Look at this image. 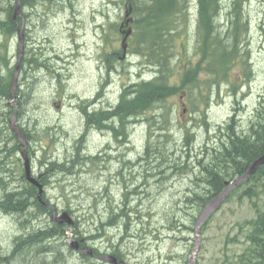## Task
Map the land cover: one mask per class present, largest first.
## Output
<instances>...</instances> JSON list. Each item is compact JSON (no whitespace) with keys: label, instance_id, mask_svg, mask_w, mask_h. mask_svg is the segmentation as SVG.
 <instances>
[{"label":"rangeland","instance_id":"1","mask_svg":"<svg viewBox=\"0 0 264 264\" xmlns=\"http://www.w3.org/2000/svg\"><path fill=\"white\" fill-rule=\"evenodd\" d=\"M15 1L12 0L13 3ZM196 4L197 0H189L187 20L178 24L179 34L176 36L174 46L176 55L171 57L176 72L183 71L187 67L188 56L193 61L199 57L195 52ZM230 4L231 0L222 1L224 7H229ZM23 14H28L23 16L28 26L26 27L28 49L36 55L39 53L44 65L37 66L34 61L29 62L30 52L28 56L24 50L22 58L25 65L21 69L20 80L26 81L27 84H21L24 89L18 93L19 97H15L13 103H9L11 98H0L1 116L9 109L11 115L15 109L14 105L18 103L17 100L22 102L19 108L21 114L16 122L23 129L29 125L34 129L29 131L28 134L31 136L28 139L37 166L40 165V160L63 163V159L67 157L72 159L76 156L79 146H81L79 150L81 156L89 152L99 155L100 151L108 146V141L113 143L115 136L112 132L93 130L90 131V135L85 134L89 136L85 139L83 133L87 130V126L82 108L86 106L85 108L89 109V107L83 102L93 100L100 90V84L109 76L106 71L109 66L106 55L111 54L114 48L119 49L118 44H123L124 34L128 31L131 37L133 34L135 36V33L132 34L134 30L137 31L133 7L123 0H34L31 4L27 3ZM244 14L248 20L249 31L241 48L248 51L246 57L249 69L243 70L242 64H235L229 79L221 80L219 84L214 83L210 89L205 84L209 76L200 74L201 92L208 93L205 94L206 97L209 95L205 103L202 100L197 102L194 96L187 93L183 94L182 98L166 100V111L173 107L176 112V117L172 121V137L166 140V155L173 154L174 157L183 155L184 159L191 161L190 164L197 163L200 159L198 157H202L201 150L205 143L213 145L220 143L217 136L219 126L224 127L231 116H234L238 130H249L250 123L256 116L259 101L264 98V0H246ZM178 16L179 13L176 17ZM223 22H226L225 15ZM113 23H120L117 27V32L120 31L119 38L118 41L115 39V43L114 31L112 28L109 29V24ZM131 37L127 38L126 42L129 43ZM13 40L10 55L14 58L11 59V66L15 65L19 51L17 38ZM4 41L5 37L0 30V46ZM128 43L129 49L131 46ZM32 57L35 55L31 54ZM116 59L121 60L120 71L115 69V74L111 75L113 84L106 86L104 91L108 94L106 97L110 95L115 102H118L124 83L136 82L140 76L147 78L154 76L157 66L151 58L142 56L138 51L119 54ZM127 59L133 62L131 66L124 64ZM0 71L6 73L1 61ZM175 77L177 78V73ZM233 86L236 91L233 90ZM196 93L197 89L194 91V94ZM104 99L103 97L101 100ZM193 100L197 102L198 107L192 111ZM55 101L61 102L60 108L55 107ZM98 107L100 106L97 105L95 108ZM93 108L90 107V111H93ZM150 113L147 112V115ZM203 119L209 123L208 129L203 125ZM147 124V122H139L136 127L129 129V138L133 146L130 150L133 152L129 155L133 158L139 153L143 154L148 139ZM0 126L4 128L3 123ZM186 126L194 128L190 144L186 143L184 133ZM3 133L6 134L5 129ZM109 137H112L113 141H107ZM162 141H160L161 146L165 145ZM120 151L121 149L117 150ZM18 156L20 157V151ZM103 160L106 164H101ZM103 160H88L85 164L87 171L82 173L67 171H80L81 166L77 168L72 167L71 164L67 168L61 167L62 170H53L57 165L41 168L47 177L56 172L54 184L48 191L52 203H55L60 211L69 207L73 217L79 219L77 228L81 233L75 232L76 228L72 226L73 235L81 234L91 246H97L104 251L103 253L109 252L111 244L119 246L127 253L130 264H188L194 245V230L191 227L195 214L187 215V210L193 207L186 204L184 197L187 182L191 180L186 175H174V170L167 171L166 176L162 173L160 179H166V182L163 181L160 185L140 175L122 176L119 179L121 183L113 189V197L110 200L101 199L97 193V190L103 191L100 182L105 183L104 178L110 179V176L97 175L100 164L107 169L106 173L116 171L115 167L119 165L118 161L108 164L107 159ZM21 162L15 160L10 166L12 170H17L18 174L21 173ZM197 174L198 176L194 174L195 179L202 176L200 171ZM192 183V189H195L196 181ZM136 185L140 190H150L152 194H156L161 188L162 197L145 198L143 204L139 206L141 211L154 214L153 217L145 218L155 224L152 228L156 233L153 238L150 233L148 238L132 237V233L139 232L140 226H137L136 214L131 213L132 222L128 234L125 232L124 221H120L118 225L107 227L106 233L102 236L89 239L91 235L97 236L101 233V221L109 213L108 205H119L122 206L121 208L124 206L125 209H130L129 202L125 204L124 193ZM134 190L135 188H132L131 192ZM260 196L257 201L264 207V198ZM137 200L138 198L136 201L133 200L132 204L136 205ZM172 215L180 218L178 219L180 227L169 231L168 225ZM254 215V208L249 198H239L235 194L226 201L202 230L201 245L193 264H247L241 258L247 245L245 236L250 230V226L245 222ZM42 219L43 224L47 221L53 223L48 214L42 216ZM162 221L166 223L164 230ZM151 227L152 224L149 229ZM69 235L66 232L61 238H55V247L61 248L64 255L61 264H90L89 258L83 259L73 253L68 245ZM122 236L124 239H121ZM44 256L42 253V264L46 263Z\"/></svg>","mask_w":264,"mask_h":264},{"label":"trees","instance_id":"2","mask_svg":"<svg viewBox=\"0 0 264 264\" xmlns=\"http://www.w3.org/2000/svg\"><path fill=\"white\" fill-rule=\"evenodd\" d=\"M123 1L133 7L134 14L136 15L134 22L137 25V31H133L135 36L133 34L129 42V45H131L129 51H138L142 56L151 58L157 66V69L154 70V74H156L150 78L141 77L136 83L129 84L128 87L123 85L119 102L112 110L93 108V111H90L85 109L86 106H83L82 112L85 113L86 124L90 127H100L105 119L113 117L115 119V116L119 117L123 129L127 117L133 118L137 122H147L149 129L148 139L143 150L145 156L139 157L140 159L145 158L144 167L150 168L151 172H153L157 164L162 165L166 163L168 167L177 168L180 166L179 168L184 169L183 165H181L186 160L183 155H178L177 157H174L173 154L170 156L169 154L166 155V140L172 137V121L176 117L173 107L166 111V100L175 97L181 98L183 94L187 93L194 96V100L196 98L197 102L198 100H202L205 103L208 101L209 95L206 97L205 94L208 93L204 94L201 92L200 74L209 76L205 84L210 89L214 83L219 84L221 80H228L235 64H242L243 70L249 69L246 57L248 51L241 48L249 31L248 20L244 14V3L246 0H231V11L227 12L225 23H221V12L225 11L222 7L223 0H197V47L195 52L199 57L196 61H193L188 56L187 67L183 71L177 72L173 68V59L171 60V57L174 54L176 36L179 34L178 24L180 21L187 20L189 0ZM3 2L4 0H0V30L5 35L6 40H8V38L15 36L20 26L21 17H18L17 21H13V4L4 5ZM33 2L34 0H22V4L24 5ZM178 13L179 16L176 17ZM114 49V54L119 51L123 53L120 49ZM10 52L11 49L8 42L0 46V61L6 71L5 74L0 71V98H10L12 89L15 68L11 66ZM29 52V62L32 63L34 61V64L38 66L40 64V54L37 53L36 55L31 50L25 54L29 56ZM31 54H34L35 57L31 58ZM24 65L25 61L23 60L20 64L21 69H23ZM176 73L177 78L175 77ZM22 83L27 84L26 81L21 82L20 80L17 94L24 89L21 86ZM232 88L236 91L235 86ZM195 89H197L196 94H194ZM194 100L192 111L198 107L197 102ZM83 103L88 106L90 101L87 100ZM149 111L151 113L147 115ZM3 114V116L0 114V120L4 123L3 126L7 128V131L5 135L2 133V129H0V170H3L6 164L11 166L15 162L17 149L20 146L19 141L15 140L16 133L10 130V111ZM20 114L21 111L17 113V116L19 117ZM116 123L117 121L113 125L110 123V125L105 126H111L115 131ZM202 123L208 129V123L205 120ZM31 128L29 125L25 128L26 130H21L24 139L29 140L28 138L31 135L28 133L34 130ZM193 130L194 128L186 126L184 131L186 143L188 144L192 140ZM218 132L219 144L205 143V146L202 147L203 152L201 155L203 157L200 156L201 158L199 157L200 159L198 160L202 176H199L196 180V187L192 195L186 198V203L192 204L193 209L198 208L197 211L199 213L207 201L217 195L226 186L225 180H232L234 177L244 173L250 164L264 153V98L259 101L256 116L252 119L248 131L238 130L235 118L231 116L226 121L224 127L219 129ZM161 140H163L162 142L165 145L161 146ZM1 143L4 144L1 146ZM9 144L11 145L9 146ZM87 159L96 160L95 157H86L80 154L76 159L66 158V160L72 161L71 165L75 161L76 164L72 167L77 168L85 166ZM41 163L48 165V162L45 160H42ZM54 163L51 162L49 164L51 167L57 165L53 170H62L60 169L61 167L66 168V164ZM166 175L167 173L164 174V176ZM148 176L146 179H151L152 175ZM243 185L242 188L235 189L227 198L228 201L235 194L239 198L247 197L250 199L255 212L254 217L245 222V224L250 226V230L245 236L247 245L241 254V258L247 264H264V207L259 205L257 201L261 198L260 195L264 198V165L250 180L244 182ZM10 186L14 189L8 194V207L12 210L10 213L14 212V214H17L15 210L21 213L25 209L28 213L30 207L27 205V195L19 188H14L13 183ZM138 193L141 192L138 191ZM124 197L127 202V197ZM121 207L119 205H108L109 213L102 219L101 233L97 236L91 235L89 239H94L105 234L107 231L106 227L117 223L118 219L119 221H124L125 226H128L132 222V218ZM40 212L42 218V216L45 217L47 214L50 216L52 210L43 205ZM131 212L135 213L134 211ZM198 214L196 213L193 216V222L196 221ZM173 217L176 218V215H172L170 218V228H179L178 219L180 218L174 220ZM42 220L38 223L41 227V238L39 239L41 241L39 242H41L42 252L45 255V264H61L64 255L61 248L55 247V238H61L66 235V229L61 224H51L48 221L43 224ZM78 223L79 219H76L74 223L75 232L79 234L81 232L77 228ZM75 238L80 240L82 235L80 234ZM36 240L38 241L34 237L28 238L26 245L24 244L18 248L16 257L19 259L21 256L31 260L33 249L30 244H34ZM94 250L96 251V248ZM113 253L119 259L123 257L118 246L114 247ZM86 256L90 259V264H96L89 255Z\"/></svg>","mask_w":264,"mask_h":264},{"label":"flooded vegetation","instance_id":"3","mask_svg":"<svg viewBox=\"0 0 264 264\" xmlns=\"http://www.w3.org/2000/svg\"><path fill=\"white\" fill-rule=\"evenodd\" d=\"M111 67V66H110ZM88 127L89 125L86 124ZM90 129V128H89ZM89 129L86 133H89ZM96 129V128H95ZM110 161L108 164L112 163ZM119 165L116 166V171H109L106 173L107 169L103 168L101 165L102 171L100 170V174L106 175L108 174L110 179L104 178V182H101L102 189L106 191L105 196L112 198V194L114 193L113 189L116 185H119L121 182L119 179L127 176L138 177V175H152L157 173L155 178L160 179V176L166 174L167 171H170V167H166V163L159 165L157 164L156 169L151 172L150 168H145V161L141 164H138L137 161H130V165L122 164L121 161H118ZM106 164V163H103ZM41 166L36 167L33 163L32 172L34 177L38 180L41 186L44 187V195L48 197V191L51 189V185L54 183L53 177H47L45 173L42 172ZM87 171L86 166L83 168V172ZM44 174V175H43ZM194 174L197 173L194 172ZM191 180L190 186L187 188L192 192V177L189 176ZM47 180V181H46ZM14 184V188H19L23 193H25L28 197V207H30L28 213L24 210V212L19 213L17 210V214L14 212L10 213L12 210L8 207V194L12 192V187L10 184ZM105 184L111 185L110 188L105 186ZM134 192H137L138 187L134 186ZM129 191H131V189ZM42 195V194H41ZM135 194L126 191L124 196L133 197ZM136 196V195H135ZM125 198V197H124ZM42 197L40 198V187L33 183L26 175L19 176H10L8 174L0 175V264H42V247H41V237L40 231L41 227L39 226V222H41V209H42ZM27 213V215H26ZM2 221V222H1ZM13 222V231H11V223ZM6 225H9L6 226ZM10 228V231H9ZM36 238V242L34 244H30L32 247V259L28 260L23 257H16L18 248L22 247L24 244L26 245L28 238ZM81 246V245H80ZM84 257V256H83ZM17 258V259H16ZM85 259V258H83ZM101 262V261H100Z\"/></svg>","mask_w":264,"mask_h":264},{"label":"water","instance_id":"4","mask_svg":"<svg viewBox=\"0 0 264 264\" xmlns=\"http://www.w3.org/2000/svg\"><path fill=\"white\" fill-rule=\"evenodd\" d=\"M19 8V5L17 6V9ZM19 38H20V44L22 47V31H20L19 33ZM19 66V61L17 63V69H16V75L14 78V83L16 84L17 82V78H18V74H19V70L18 67ZM15 86H14V90H15ZM12 95L14 96V91L12 93ZM56 107H59L60 104L59 103H55ZM14 119H15V113L13 114V118H12V127L15 129L14 126ZM17 134L19 139H21L20 136V130L17 129ZM23 146L25 147V149L22 152L23 155V159L25 161V166H26V175L29 177L30 176V164H29V159L27 157V143L24 142ZM264 165V154H262L260 157H258L256 160H254L252 162V164L249 166V168L247 169V171L236 177L233 181L231 182H227L229 183V186L223 191L221 192L219 195H217L215 198L211 199L206 206L204 207L203 211L201 212L197 222H196V234H195V247H194V253H196V251L199 248V242H200V234H201V226L202 224L210 217V215L213 213L214 210L218 209L221 205V203L225 200V198L227 197V195L229 194V192L235 188L238 187L239 185H241L244 181L250 179V177L257 172V170ZM32 181L36 182L34 179H32ZM52 218L59 222V223H63L66 222L67 226L73 224V219L72 217L67 213V212H63L61 215H55V213L52 215ZM71 247L73 248H78V242L74 241L70 243ZM87 252L91 253L90 249L86 250ZM84 252V251H83ZM101 258L108 260L109 262H116V258L114 256H102ZM189 264H192V260L189 261Z\"/></svg>","mask_w":264,"mask_h":264},{"label":"bare ground","instance_id":"5","mask_svg":"<svg viewBox=\"0 0 264 264\" xmlns=\"http://www.w3.org/2000/svg\"><path fill=\"white\" fill-rule=\"evenodd\" d=\"M169 49V48H168ZM44 65V64H43ZM57 65V64H56ZM169 65V64H168ZM57 69V68H56ZM125 92V91H124ZM86 109V108H85ZM136 118V117H135ZM204 120V119H203ZM100 125V124H99ZM219 131V130H218ZM147 146V145H146ZM143 153V152H142ZM149 155H151L150 153H149ZM162 155V154H161ZM152 157V156H151ZM141 158V157H140ZM147 162V161H146ZM151 163V162H150ZM147 165H148V162H147ZM44 175V174H43ZM228 176V175H227ZM45 191V190H44ZM46 201V200H45ZM120 210V209H119ZM147 216V215H146ZM127 217V216H126ZM117 220V219H116ZM119 220V219H118ZM117 220V221H118ZM153 222V221H152ZM153 227V226H152ZM140 244V243H139ZM118 257V256H117Z\"/></svg>","mask_w":264,"mask_h":264}]
</instances>
